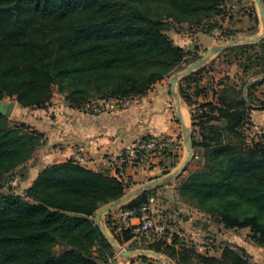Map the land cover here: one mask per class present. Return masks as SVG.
<instances>
[{
	"label": "trees",
	"instance_id": "obj_1",
	"mask_svg": "<svg viewBox=\"0 0 264 264\" xmlns=\"http://www.w3.org/2000/svg\"><path fill=\"white\" fill-rule=\"evenodd\" d=\"M121 2L0 0V100L10 97L21 108H41L51 88L65 84L70 87L68 96H79L74 99L76 109L92 97L143 96L179 69L189 55L167 36L169 22L199 26L206 21L202 33L216 29L222 34L217 19L227 14L226 0H139L133 7ZM150 5L160 10L157 17L150 14ZM252 45L233 46L226 53H234L242 68L241 56H247ZM205 70L202 67L183 77L178 86L182 101L195 105L190 115L192 125L201 126L202 140H194L192 133L191 141L192 148H201L203 166L188 172L177 191L226 228H248L249 240L264 249L260 217L264 213V140L247 141L245 126L252 108L243 99L245 88L253 104L250 90L264 83V77L249 85L248 79H240L223 87L214 92L219 104L205 105L194 99L205 96L208 89L201 84ZM242 71L245 74V68ZM221 84L219 79L217 85ZM205 106L208 113H198ZM222 118L223 126L204 125ZM39 139L33 131L11 126L0 113V179L25 165ZM171 158L173 166L176 155ZM129 185L106 171L95 172L68 160L40 172L23 197L0 191V264L106 262L114 251L94 225L93 216L102 205L123 196ZM149 192L120 208L148 203ZM106 227L112 233L108 221ZM114 238L121 245L130 235L125 231ZM171 238L175 244L177 237ZM56 244L66 246L58 255L52 252ZM145 246L174 256L171 247L163 251L158 243ZM199 258L203 264H250L242 248H225L221 259ZM178 260L191 264L186 253L179 254Z\"/></svg>",
	"mask_w": 264,
	"mask_h": 264
},
{
	"label": "crops",
	"instance_id": "obj_2",
	"mask_svg": "<svg viewBox=\"0 0 264 264\" xmlns=\"http://www.w3.org/2000/svg\"><path fill=\"white\" fill-rule=\"evenodd\" d=\"M234 1L238 4V11L231 9L230 14H227L224 19L225 23L231 20L229 21L230 26L234 25L236 27V24L239 25L240 20H245V16H247L245 12L248 11L249 14H251L249 10H252V6L254 8L256 5L254 0H240L241 2L238 0ZM256 20L257 24L255 23ZM253 21L254 27L247 31V33H252L255 36H259V34L257 35V31L260 17L258 19V15L255 14L253 16ZM215 31L216 29L212 30L208 34L203 33L205 34V51L215 45V39H217V36L219 35ZM239 33H241L240 30ZM199 34L200 33L197 32L193 36H188L187 34H184L178 30L167 31V36L172 40L173 44L182 48L183 50L190 47H195L196 45L193 43V39H199ZM256 43L244 42L242 44ZM237 45H239V43L233 46ZM226 49L213 55L215 57H211L205 63V65L202 66L206 68L205 74H212V64H217L218 62L222 63V65L225 67H223L224 69L221 72L219 79H222L224 84L217 85V81L212 83L213 77H210V81H208L205 76V79H202L201 84L202 86L208 87V89L205 91V96L200 95L197 98H194L197 103L205 105L209 103L212 105L219 104L217 100V94H214V92H219L223 87L230 86L233 83H239V80L243 78L242 76L244 73L242 68L239 66V60L230 58L228 56L229 53H226ZM208 63L210 65L209 67H206ZM232 69H234V71L231 73ZM238 70H240L241 73H239ZM255 81L256 80L249 78L247 85H249L248 83ZM163 83L164 80H161L160 82L154 84L143 96L130 98L128 104L125 106L120 105L117 99L111 98L98 100L104 106V110L99 114H85L76 108H70L65 105L58 104L48 107L47 110L43 112L41 111L43 119L40 121L38 119L36 121V116H34V118L31 117L30 119L35 121L33 124L37 126L35 129H37L38 126L46 128V116L53 113L56 115V125L55 128L42 130L45 136L48 137V140L45 141V143H43L39 148H37L31 158L25 163L27 166L26 176L20 178L18 183H20L22 188L26 190L28 187H30L40 172L51 165L64 163L70 160L72 154L78 147L82 148L88 157V164L85 167L86 169L95 172L106 171L110 174V176H113L118 180H123L125 182L129 181L130 185L127 189L137 187L138 185H141L151 179L162 177L174 171L184 159L181 157L185 151L184 132L179 121L177 120L175 111L173 114L172 105L169 99V91L163 88ZM179 83L180 80L177 83L178 86ZM243 92V95L245 96V88L243 89ZM250 92L253 99V89H251ZM246 103L247 106L252 108L248 112L249 118L252 117L253 120H255L257 117H259L258 119L261 121L260 123L264 122V111H261L263 112L262 115H257L258 111L254 110V105L249 101ZM187 107L190 109L191 113V110L194 111L193 108L195 105ZM204 111L205 113H208L207 106H205ZM213 114L217 115L216 112H213ZM189 119L191 134L193 133L194 140L200 142L202 140V137L199 133L201 126H193L191 116ZM224 124V119L222 118L220 121L211 120L204 125L223 126ZM150 135L171 136L176 141L177 149L174 152V155H176V163L173 166V158L166 156L153 160L151 166L139 168L126 167L116 171L110 168L104 169L102 167V163L105 161V159L116 158L125 147L130 146L137 139ZM192 149L193 156L188 162L185 168L186 170L181 172L182 175H180V173L167 184L152 189L157 191V194L164 199L161 203V206L164 205L162 210H165V215H167V217H165L161 211H158L159 209H157V205H155L156 209H154L153 206V210L156 214H159L161 217L174 224L177 231V234L175 235V237H177L176 243L172 244V238L164 236L158 240H151L148 243L144 242V244L149 245L158 243L163 251L166 249V247H171L174 251L173 257L168 256L165 252L159 254L167 256L174 262V264H184L181 260H178L179 254L181 253H186L189 255L191 264H203L199 257L221 259L222 252L225 248H229L233 251H237L239 248H242L245 252V257L250 264H261L264 261V257L261 256L262 259L260 261L258 260L257 252L251 245L253 242L248 238L250 231H246V235L244 236L245 239L242 238L243 236L241 233L248 228H226L222 223H219L212 218L211 219L213 222L218 224L216 236L217 240L220 242L213 252H202L200 247L197 248L194 246V248H192L183 244L185 242L183 238L185 237L184 233L180 231L181 229L188 234L192 233L193 235H197L199 229L193 227V225L196 226V221H194V219L200 218L199 216H207V218H210L209 215L201 211L194 203L180 197L177 191L180 182L188 172H193L203 166V161L200 163L196 161V159H199L201 156V152L197 151V148ZM198 149L201 148L199 147ZM122 210L124 209L118 207L117 209L106 213L102 218L105 225L106 221L109 222L110 229H112L111 234L114 237H122L123 233L125 232H118L116 228V220ZM176 222L179 224L178 228L180 230L176 227ZM136 223V219L131 220L132 225H135ZM129 235V240L124 241L121 244L125 250H129L130 244L135 242L134 240H138V237H134L130 233ZM138 243L139 242H137V244ZM258 249L260 250L258 252L264 251L263 248L258 247ZM133 258L134 257L125 259L116 255L114 252V255L108 259V262H99L98 264H151V261L148 259L144 261L140 258ZM171 260L168 259V261Z\"/></svg>",
	"mask_w": 264,
	"mask_h": 264
},
{
	"label": "rangeland",
	"instance_id": "obj_3",
	"mask_svg": "<svg viewBox=\"0 0 264 264\" xmlns=\"http://www.w3.org/2000/svg\"><path fill=\"white\" fill-rule=\"evenodd\" d=\"M238 1H240V0H238ZM233 2H234V0H226V4H227L226 5V13L227 14H230V12H231L230 5ZM121 3H124L126 5H130L133 7V6H137L139 4V0H122ZM240 9H244V8H240ZM148 10H149L150 14L153 15L154 17H157V15L160 13V10L157 9L154 5H150ZM248 10H249V7H248ZM249 11L251 14H249L248 11L245 12V14H247V16H245V20H240L239 25L236 24V27L234 25L230 26L229 21H231V20H229L227 23H225V19H223L222 21L217 19V21L219 22V24L222 27L223 33L221 34L220 30L215 31L219 35L217 36V39H215V41H216L215 45H213L212 47L222 46L226 42L233 40L237 37L255 36L252 33H247V31H249L251 28L254 27L253 16L255 14H257L258 19H259V14H258V10H257L256 6L254 8L252 6V10L250 9ZM227 14L225 16H227ZM206 23H207L206 21H203V23L199 26H195V25L187 26L186 24L181 25V24L169 22L170 27L167 31L178 30L180 32H183L184 34H187L188 36H193L197 32L200 33L199 39L198 38L193 39V43L196 46L185 49V51H188V53H189V55L187 54L188 56H186V60H185L186 62L183 63L180 66V68L177 69L176 71H174L170 76L164 78V83L162 85H163L164 89L169 91V99H170V103L172 105L173 114L175 111V100H174L173 96L171 95V91L169 89V81L175 73H177V72L181 71L182 69H184L185 67H187L189 64H191L192 62L197 60L205 52V34H203L201 32V29L205 28ZM255 23L257 24V20ZM239 30L241 33H239ZM243 32H246V33H243ZM166 34H167V32H166ZM248 34H251V35H248ZM258 34L259 35L262 34V24L260 21L258 22L257 35ZM242 43H244V42H240L239 45H244ZM235 51L240 53L243 50H237L236 49ZM247 51H249L247 56L246 55L241 56V62L243 65L242 68H245V74L242 76L243 77L242 79L251 78L253 80H261L264 77V41H262L261 43H256V44L252 45L251 48H247ZM234 55L235 54L231 53V52L228 54V56L230 58H233V59H234V57H233ZM212 57H215V56H212ZM209 65L210 64L208 63L206 67H209ZM223 67H225V66L222 65V63H220V62H218L217 64L213 63L212 68H211L212 74H208V73L205 74V72H204L202 74V76L204 79L206 76V79L208 81H210V77H213L212 83H215L216 81L219 80L220 74L224 69ZM195 71H197V70H195ZM195 71L192 73L196 74L197 72H195ZM233 71H234V69L231 70V73ZM238 71H239V73H241L240 70H238ZM215 79H217V80H215ZM69 88L70 87L66 84L63 85V88H59V86L54 85L50 90L48 101L41 108H21L16 103L14 98L5 97L2 100H0V113H2L8 119L11 126L22 127L23 131H27V132L33 131L37 135H39L40 142H39V145L37 146V148H39L43 143H45V141L48 140V137L45 136V134L42 132V130L48 129V128H51V129L55 128L56 115L52 113V114H49L48 116H46L47 117L46 128L38 126V128L35 129L37 127L33 124L35 121L31 120L30 118L31 117L34 118V116H36V121H37V119L39 121L42 120L43 119L42 112L47 110V108L52 106V105L60 104V105H65V106L70 107V108H75L74 105L76 104V101L74 99L78 98L79 96L77 94H73L71 96H68ZM175 91L178 92V85L175 86ZM178 94H179V92H178ZM65 95H67V100L64 99ZM253 95H254L253 96V105L255 107L254 110L258 111L257 115H262L263 112H261V111H264V83L258 84L255 86V88L253 89ZM179 97H180V95H179ZM114 99H122V98H114ZM202 100H199V101H202ZM89 101H97V100L92 97L89 99ZM11 103L13 104V106L10 110L9 115L6 116L4 114L6 112V107L8 104H11ZM180 103H181V111L183 114L184 121L187 125H190V121H189L190 120L189 118L191 116L190 115V109L182 101L181 98H180ZM38 110H40V111H38ZM202 110L204 111V109H201L200 111H198V113H200V112L202 113ZM188 111H189V113H188ZM258 118L259 117H257V119H255V120H253V118L250 117L249 122H246L245 135L248 139L247 141H249L250 139H253L255 141H258L260 139L264 140V122L260 123L261 121H259ZM38 125H39V123H38ZM43 126H45V125H43ZM197 151L201 152V149L197 148ZM185 156H186V152L184 151L183 154L181 155L182 159L185 158ZM196 161H198L200 163L201 161H203V159L200 156L199 159H196ZM26 169H27V166L22 165L21 167L15 169L10 174L3 176L0 179V191L2 193H12L14 195H19V196L23 197L24 193H25V189L22 188V185L20 183H18V181L20 178H23L26 176V172H27ZM133 188H135V187H132L131 189H127L123 195H125L126 193L131 191ZM149 191L150 192L148 195H149V197H151L150 200H151L152 209H153V206H154V209H156L155 205H157V207H158L157 209H159L158 211H161V213H163V215L165 217H167V215H165V213H166L165 210H162V207H164V205L161 206V203L163 202L164 199L157 194V191H155V190H149ZM110 202H112V201H109L108 203H110ZM243 209H244V207H243ZM95 213H96V211H95ZM157 215L160 216L159 214H157ZM199 217L200 218L194 219V221H196V226L193 225V227H196L197 229H199V232L197 233V235H193L192 233L188 234V233L184 232V230H182V229L180 230L178 228L179 224L177 222L175 225L181 232L184 233L185 238H183V239L185 242L183 244L188 245L189 247H192V248H194V246H196L197 248L200 247L202 249L201 250L202 252H205V251L213 252V250L220 244V242L217 240V236H216L218 224L213 222V220L211 218H209V217L207 218V216H199ZM260 217H261V221L264 222V213H263V216H260ZM161 218L163 220L168 221L167 219H164L163 217H161ZM180 218H182V217H180ZM101 225L109 232V234L113 237V239H115L114 236L109 231V229L104 224L103 220H101ZM246 231H249V229L244 230L241 233L243 236L242 238H244V236L246 235L245 234ZM250 233H252V232H250ZM151 240H152L151 237L140 236V237H138V240H134L135 242L130 244L129 250L146 249L144 242L148 243ZM137 242H139V243L137 244ZM117 244H118L119 248H123V246L120 245L118 242H117ZM251 245L256 250L258 260L260 261L262 259L261 256L264 257V251L258 252V251H260L258 249V246L256 244H253V243ZM65 248H66V246L64 244H56L52 247V252L54 254L58 255L62 251H64ZM113 251L115 252V250H113ZM116 255H117V253H116ZM161 256L167 260L168 259L171 260L170 258H168L165 255H161ZM133 257H134L133 259H138L141 256H133ZM143 257H146V259L150 260L151 264H164L163 262L157 260L153 256L148 255V256H143ZM103 259L107 260L108 257L104 256ZM106 262H108V260ZM169 264H174V262L171 260V261H169ZM261 264H264V261Z\"/></svg>",
	"mask_w": 264,
	"mask_h": 264
},
{
	"label": "built area",
	"instance_id": "obj_4",
	"mask_svg": "<svg viewBox=\"0 0 264 264\" xmlns=\"http://www.w3.org/2000/svg\"><path fill=\"white\" fill-rule=\"evenodd\" d=\"M230 8L238 11V4L234 1ZM118 103L125 106L129 98L117 99ZM85 114H99L104 110L100 101H87L77 108ZM177 149V143L171 136L150 135L137 139L130 146L125 147L116 158L105 159L102 163L104 169L114 171L126 167L139 168L151 166L152 161L166 156H173ZM70 160L79 166L86 167L88 157L82 148L78 147ZM136 219L135 225L131 220ZM117 231H128L134 237L146 236L158 239L160 237H172L177 234L173 223L163 220L152 209L151 200L136 208L122 210L116 220Z\"/></svg>",
	"mask_w": 264,
	"mask_h": 264
},
{
	"label": "water",
	"instance_id": "obj_5",
	"mask_svg": "<svg viewBox=\"0 0 264 264\" xmlns=\"http://www.w3.org/2000/svg\"><path fill=\"white\" fill-rule=\"evenodd\" d=\"M255 5L257 7L260 21L262 24V34L259 36H254V37H237L233 40H230L226 42L224 45L219 46V47H212L207 49L197 60L189 64L187 67L182 69L181 71L175 73L172 78L169 81L170 85V91L171 95L173 96L175 100V115L177 117V120L179 121L182 130L184 132V149L186 152V156L181 162V164L172 172L168 173L167 175H164L162 177L156 178V179H151L135 188H133L131 191L126 193L125 195L121 196L120 198L105 204L101 206L96 213L93 216V222L94 225L97 227L101 235L107 240V242L111 245L113 250L117 253L118 256L123 257L125 259H130L133 256H153L157 260L163 262L164 264H169V261L165 258H163L159 253L150 250V249H134V250H125L123 248H119L117 242L113 237L109 234V232L101 225V220L103 216L114 210L117 209L118 207L122 206L125 203H128L132 199L138 197L139 195H142L149 190H152L154 188H157L159 186L165 185L168 182L172 181L178 174H180L182 171L185 170L188 162L193 156V149H192V141H191V128L189 125H187L183 119V114L181 111V103H180V97L178 92L175 91V86L177 85L178 81L191 74L195 70L201 68L205 63L215 54L218 52L236 45L240 42H246V43H256V42H261L264 41V5L262 0H254ZM250 84V83H248ZM246 102H248L247 97H243ZM13 104H8L6 107V112L4 113L6 116L9 115L10 110L12 108Z\"/></svg>",
	"mask_w": 264,
	"mask_h": 264
},
{
	"label": "bare ground",
	"instance_id": "obj_6",
	"mask_svg": "<svg viewBox=\"0 0 264 264\" xmlns=\"http://www.w3.org/2000/svg\"><path fill=\"white\" fill-rule=\"evenodd\" d=\"M184 119V118H183Z\"/></svg>",
	"mask_w": 264,
	"mask_h": 264
}]
</instances>
